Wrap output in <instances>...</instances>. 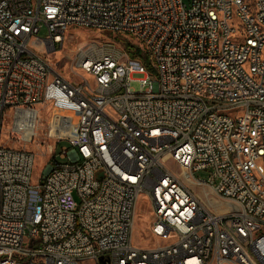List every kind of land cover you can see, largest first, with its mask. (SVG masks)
<instances>
[{
    "label": "built area",
    "instance_id": "obj_1",
    "mask_svg": "<svg viewBox=\"0 0 264 264\" xmlns=\"http://www.w3.org/2000/svg\"><path fill=\"white\" fill-rule=\"evenodd\" d=\"M72 28L141 54L79 49L70 81L44 55ZM42 113L37 175L0 141V264H264V0H0V139L31 143Z\"/></svg>",
    "mask_w": 264,
    "mask_h": 264
},
{
    "label": "rangeland",
    "instance_id": "obj_2",
    "mask_svg": "<svg viewBox=\"0 0 264 264\" xmlns=\"http://www.w3.org/2000/svg\"><path fill=\"white\" fill-rule=\"evenodd\" d=\"M46 36V29L41 28L38 37L44 39ZM106 43L115 44L123 49L125 45L130 43L137 48H140V43L133 37H129L123 34H114L108 32H100L95 30H88L82 28H72L67 31L62 41V46L55 52L45 54V60L53 71L70 81H77V78L72 74V65L74 57L79 49L84 50L90 45H103ZM126 51V49H125ZM140 78L139 75H135L134 79ZM131 88L134 90L139 89V85L136 82L131 83ZM48 114L42 113L40 123L38 125L37 134L33 138L31 143H24L18 140L5 141L1 138L0 141L6 146L12 148H21L31 151L35 156L34 174L37 175L41 170L43 164L51 159V155L47 152L48 146L53 144V140L46 136V127L48 122ZM4 132V131H3ZM63 144H60L61 146ZM58 146V148H59ZM59 149H57L58 152ZM58 154V153H57ZM57 156V155H56ZM58 157V156H57ZM168 167H172L171 162H167ZM44 173V171H43ZM209 175L207 171H199L194 174V177L201 180H206ZM189 188L192 192L203 202L209 201L211 209H218L222 207V203L219 198L213 193L210 188L197 187L190 185ZM136 226L132 233V243L137 246H147L149 242V235L143 231L144 222L147 221L148 216L145 214L144 200L139 199L136 206Z\"/></svg>",
    "mask_w": 264,
    "mask_h": 264
},
{
    "label": "trees",
    "instance_id": "obj_3",
    "mask_svg": "<svg viewBox=\"0 0 264 264\" xmlns=\"http://www.w3.org/2000/svg\"><path fill=\"white\" fill-rule=\"evenodd\" d=\"M125 49L130 57H139L141 54V50L130 43L125 45Z\"/></svg>",
    "mask_w": 264,
    "mask_h": 264
},
{
    "label": "bare ground",
    "instance_id": "obj_4",
    "mask_svg": "<svg viewBox=\"0 0 264 264\" xmlns=\"http://www.w3.org/2000/svg\"><path fill=\"white\" fill-rule=\"evenodd\" d=\"M206 206L210 207V202L209 201H205L204 203Z\"/></svg>",
    "mask_w": 264,
    "mask_h": 264
},
{
    "label": "water",
    "instance_id": "obj_5",
    "mask_svg": "<svg viewBox=\"0 0 264 264\" xmlns=\"http://www.w3.org/2000/svg\"><path fill=\"white\" fill-rule=\"evenodd\" d=\"M100 260V262H102L103 263V260L102 259H99Z\"/></svg>",
    "mask_w": 264,
    "mask_h": 264
}]
</instances>
